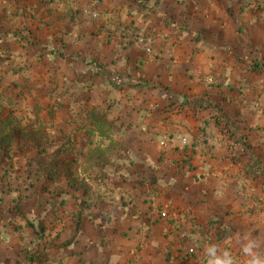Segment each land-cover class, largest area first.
Masks as SVG:
<instances>
[{"label": "crops", "instance_id": "0c3cea01", "mask_svg": "<svg viewBox=\"0 0 264 264\" xmlns=\"http://www.w3.org/2000/svg\"><path fill=\"white\" fill-rule=\"evenodd\" d=\"M247 7L245 32L235 18L208 23L204 8L186 9L193 15L185 16V31H173L180 19L168 30L157 23L155 39L128 42L116 68L107 66L121 76V89L91 79L87 105L117 124L113 140L125 147L114 160L117 191L83 210L76 242L47 264H206L212 242L244 264L233 234L249 230L264 239V178L244 173L256 159L264 168V0ZM216 104L222 117L205 108ZM76 137L94 149L86 135ZM68 201L69 214L74 202L90 203L75 190ZM66 218L62 243L74 227ZM0 263L26 261L0 251Z\"/></svg>", "mask_w": 264, "mask_h": 264}, {"label": "rangeland", "instance_id": "374dc122", "mask_svg": "<svg viewBox=\"0 0 264 264\" xmlns=\"http://www.w3.org/2000/svg\"><path fill=\"white\" fill-rule=\"evenodd\" d=\"M231 1L229 6L228 0H0V251L4 257L19 263L28 252L42 257L43 264L57 261L55 247L69 234L66 217L71 214L65 210L73 190L90 202H74L82 210L117 191L114 160L117 151L125 148L113 140L118 128L110 131L111 139L90 135L94 149L87 150L76 137L85 135L76 130L84 122V108H89L91 79L121 89L117 79L121 76L107 66L116 68L128 42L148 40L150 35L155 39L152 30L157 23L168 30L180 19L173 31L175 35L185 31V16L193 15L191 10L197 7L204 8L208 23L214 20L227 26L235 18L239 32H245L249 0H235L234 6ZM201 35V40H211ZM15 70L18 73L13 74ZM229 124L223 125L226 138ZM107 166L112 167L108 173Z\"/></svg>", "mask_w": 264, "mask_h": 264}, {"label": "trees", "instance_id": "16d2710c", "mask_svg": "<svg viewBox=\"0 0 264 264\" xmlns=\"http://www.w3.org/2000/svg\"><path fill=\"white\" fill-rule=\"evenodd\" d=\"M141 3L142 2H137V5H141V7H143V5ZM0 39H1V32H0ZM258 69L259 68L257 67L256 64H254L251 67L252 71H255ZM16 73H18L17 70L13 71V74H16ZM195 106L201 107V104L196 103ZM218 107H219V104H216L215 106L208 105L205 108L209 109L210 111H214V112L217 111L219 113V110L216 109ZM222 116H223V113L221 112V117ZM82 117L84 119V122H83V124H81L79 126V128L76 131L77 132L78 131L84 132L87 137H90V135L96 134L99 138L107 139L106 137H109V134L111 133L110 131H112V130L114 131L115 128L116 129L118 128V126L115 122L110 121L108 119V116L103 109H99L96 107H89V108L86 107V108H84V112H83ZM109 139H111V138L109 137ZM92 159L93 158H91V160ZM244 173L248 178H254V179L256 177L264 178V168L261 166V162L257 159L254 162H252L251 165H248L247 167H245ZM93 207H95V206L86 204L84 208L91 209ZM82 209H83L82 207H79L74 213L71 214L72 220L74 222V227H73V230H72V233H71V236L69 237V239L67 241H65L64 243H62L60 246H56V247L53 246V247L60 250V249L70 247L71 245H73L76 242V240L79 236V230H80V226H81V218L83 216V210ZM219 240H220V238H219ZM25 261H26V264H43L42 257H40L39 255L30 254L28 252L25 253Z\"/></svg>", "mask_w": 264, "mask_h": 264}, {"label": "clouds", "instance_id": "9594fccd", "mask_svg": "<svg viewBox=\"0 0 264 264\" xmlns=\"http://www.w3.org/2000/svg\"><path fill=\"white\" fill-rule=\"evenodd\" d=\"M233 243L244 256V264H264V239L249 230L234 233ZM206 264H237L236 257L221 244L212 242L204 248Z\"/></svg>", "mask_w": 264, "mask_h": 264}, {"label": "built area", "instance_id": "2783aa9c", "mask_svg": "<svg viewBox=\"0 0 264 264\" xmlns=\"http://www.w3.org/2000/svg\"><path fill=\"white\" fill-rule=\"evenodd\" d=\"M162 217H163V218H166V214H165V213H163V214H162Z\"/></svg>", "mask_w": 264, "mask_h": 264}]
</instances>
